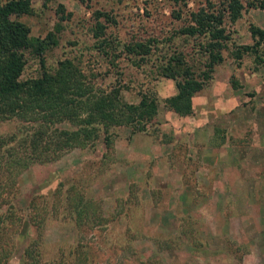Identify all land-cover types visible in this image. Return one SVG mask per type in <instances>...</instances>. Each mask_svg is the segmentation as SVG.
<instances>
[{"label": "rangeland", "instance_id": "obj_1", "mask_svg": "<svg viewBox=\"0 0 264 264\" xmlns=\"http://www.w3.org/2000/svg\"><path fill=\"white\" fill-rule=\"evenodd\" d=\"M60 5L71 12L69 19H60ZM205 5L206 0H187L185 6L172 0H33L32 12L19 17L35 37L62 27L58 44L44 54L48 68L71 57L88 76L97 73L94 85L120 86L129 102L144 92L158 101L145 131L111 127L109 141L101 134L93 145L50 153L16 177L11 195L18 192V217L39 219L41 211L47 216L46 257L55 243L65 253L66 244L77 239L89 251V264H264V66L251 53L237 65L231 52L254 42L253 26L263 31L264 56V9L248 7L226 22L229 48L194 94L192 114L166 107L176 80L158 74V65L175 50L184 52L195 71L204 68L197 62L206 58L198 50L202 38L177 30L188 9ZM96 10L116 21L107 25L105 37L121 44L107 55L91 48ZM173 10L183 19L174 18ZM150 38L144 61L123 49L124 43ZM26 61L22 78L38 76L39 57L27 52ZM14 126L0 122V134ZM79 198L84 204L75 203ZM57 200L56 215L40 211ZM70 207L84 212L71 219Z\"/></svg>", "mask_w": 264, "mask_h": 264}, {"label": "trees", "instance_id": "obj_2", "mask_svg": "<svg viewBox=\"0 0 264 264\" xmlns=\"http://www.w3.org/2000/svg\"><path fill=\"white\" fill-rule=\"evenodd\" d=\"M172 1L187 5V0ZM32 4L33 0H0V122L15 123L12 131L0 134V264H9L11 260L16 261L14 264H89L92 261L89 251L77 239L66 244L65 253L55 243V251L46 257L47 216L41 210L56 215L61 204L57 200L51 207L47 204L40 207L39 219L18 217L21 211L17 205L18 192L11 195L16 177L31 162L38 158L41 162L50 153L93 145L101 134L109 141L111 127L128 126L134 132L145 131L157 116L158 101L144 92L138 102H129L123 98L120 86L94 85L91 77L97 73L88 76L81 62L71 57L58 60L53 69L48 68L44 54L58 44L57 31L62 27L58 24L56 31H48L44 37L32 36L31 27L19 19L32 12ZM248 7L264 9V0H246V4L243 0H206L205 6L187 10L188 17L177 32L202 38L198 50L206 58L197 61L204 68L195 71L184 52L175 50L168 54L165 63L158 65L159 75L176 80V93L165 100L168 109L180 116L193 113L194 94L212 78L214 65L224 60L222 50L229 48L231 35L226 22H235ZM58 13L61 20L71 17V12L66 13L62 5ZM172 16L183 19L180 10H173ZM93 20L91 48L107 55L108 49L115 50L121 44L115 38L110 41L105 37L107 25L116 21L101 10L93 12ZM250 33L254 42L235 46L231 51L233 57L240 65L243 55L251 53L264 66V56L259 53L263 31L252 26ZM153 41L150 38L127 42L123 49L136 55L138 61H144ZM27 52L39 57L41 72L35 77L22 78ZM231 84L239 87L235 79H231ZM75 203L84 204L82 198ZM68 212L72 219L73 213L77 218L84 209L70 207Z\"/></svg>", "mask_w": 264, "mask_h": 264}]
</instances>
